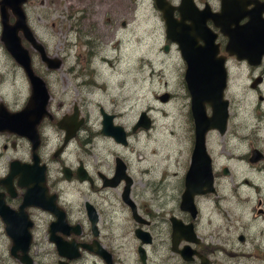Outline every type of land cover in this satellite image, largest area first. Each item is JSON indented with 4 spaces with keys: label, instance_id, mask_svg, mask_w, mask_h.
Returning <instances> with one entry per match:
<instances>
[{
    "label": "flooded vegetation",
    "instance_id": "af4514ba",
    "mask_svg": "<svg viewBox=\"0 0 264 264\" xmlns=\"http://www.w3.org/2000/svg\"><path fill=\"white\" fill-rule=\"evenodd\" d=\"M52 1L58 16L57 25L64 28L66 22L67 25L64 28L66 35L74 34L75 42L84 45L83 51L74 52L73 56H75L74 61H80L81 65V60L84 58L85 67L74 68V65H69L57 73L54 71L55 69L47 68L40 61L38 52L32 49L26 40L24 43L31 50L30 53L26 47L30 55V63L31 56L36 55L46 70L39 74L31 63L33 72L35 75H39L43 81L48 97L45 105L46 114L39 119L35 127L38 144L35 152L39 157V164H43L44 167L43 178L47 196H53L54 206L57 211L62 213L64 223L71 228L60 227L61 230H54L51 233L49 228L55 221L56 210L42 209L33 204L22 207L23 212H18L15 215L14 213L9 215L4 213L7 217L17 219L19 224L24 225L26 221L30 223L28 227L21 225L25 227L29 237L27 250L22 256L18 250L10 252L11 238L5 231L3 218L0 215V264H264V192L261 197L253 198L249 191L252 187L255 191H259L263 182H250L243 178L239 184L221 185L217 182V171H213L212 192L194 194L192 204L181 209L179 201L180 193L184 188L185 170L188 166L186 162L181 172L169 171L167 173V179L170 178L169 175L176 176L171 180H177L178 192L175 206L171 205L170 211L160 214L162 209L159 210L156 206L146 205L148 206L146 207L135 202L132 197L134 180L129 175L128 164L123 154L114 150L107 152L108 155L112 154L111 163L108 164L105 156L100 157L97 161L92 153L96 141L92 136L93 132L87 128L89 123L87 105L92 103L97 107L99 134L103 135L99 130L102 113L111 116L112 124L117 125L114 123L116 117L112 109L103 108L99 101V95L95 94L96 89L105 91V87V94L107 93V84L103 82L100 76L102 72L97 67L107 61L103 53L106 50L104 47L110 32L109 19L106 17L105 10L107 2L106 0H86L85 7L79 0ZM72 1L81 5L75 6ZM167 1L172 6L181 2V0ZM191 1L198 9H202L206 4L211 12L220 11L221 0ZM37 2L43 4L45 0H24L21 5L26 24L35 40H37V36L31 28L29 14L33 11V16L37 19L41 18L35 12ZM258 2H264V0H258ZM49 3L51 4V2ZM245 8L254 9V5L247 4ZM158 14L161 19V13ZM172 15L178 18V11L174 10ZM262 16L264 17V12ZM205 21L210 32L215 34L213 43L218 44L217 55H225L226 37L218 31L212 21ZM161 22L163 23L162 19ZM185 22L188 23V20ZM70 41L67 44H72V40ZM164 44L168 47L162 49L163 52L168 53L169 47L174 46L180 57L176 43L165 38ZM193 45L204 44L201 39H198ZM43 49L45 51L44 46ZM45 52L47 54V51ZM225 56V64L228 59H234ZM66 58L63 54L60 58L57 57L60 65L65 63ZM180 58V80L184 91H186L185 80H183L186 68L182 57ZM247 66L248 77L251 78L252 73L257 74L255 77H258L256 84H249L248 88L255 91L261 90L258 85L264 78V60L262 59L257 66ZM225 67L228 74L227 66L225 65ZM22 76L27 93L23 99L14 94L11 101L0 97V105L6 111H20L27 104L30 86L27 77L23 73ZM59 76L62 77L60 81L65 86L63 89L60 88V94L54 97L52 86L60 85L57 80ZM14 86L16 88L17 85ZM70 89L73 90L71 98L66 96V93H70ZM165 93H167L166 100H168L171 94ZM186 94L189 98L188 91ZM260 98L262 99L261 95L258 96V99ZM62 120L64 121L62 122ZM63 125L68 126L67 131L62 128ZM132 129L131 132L136 130L132 131ZM127 133L125 131L126 143L122 144L124 146L117 142L116 145L125 147L128 141ZM77 138L80 155L74 154L73 149L70 148ZM15 141L26 143L29 153L27 148V152L24 149V152L17 156L18 158L9 157L7 149L13 148ZM48 145H50L49 148ZM192 145L193 138L187 148L189 156ZM45 148L48 150L46 151ZM91 155L93 159L90 164L89 157ZM31 157V144L25 136L16 135L7 130L0 131V199L8 210L13 212H17L21 205L27 180L33 182V179L20 180L18 176L11 175L9 164L14 160L18 163L30 164ZM117 158L124 168L123 174L129 176L126 198L124 199L121 195L124 193L125 177L118 176L114 185L106 183L115 174ZM238 158L246 159L249 165L258 170L264 169V150L254 147L248 154H242ZM223 168L225 167L221 168L220 174L226 176L230 173L227 168V174H224ZM140 172L144 173V170H140ZM169 181L170 179L167 180V182ZM128 198L130 204L127 202ZM149 202L155 205L153 201ZM85 207L91 210L89 217ZM133 214L136 216L133 217ZM171 217L176 226L175 221L189 226L187 238H183L181 233L174 234L175 239L173 238ZM93 218L94 220L90 222V219ZM50 236H59L66 244L72 242L75 247L74 249L69 248L64 255L60 254L57 252L54 242L49 239ZM126 246V255H128L127 257L123 255L124 257L121 258L117 251L124 250Z\"/></svg>",
    "mask_w": 264,
    "mask_h": 264
},
{
    "label": "rangeland",
    "instance_id": "374dc122",
    "mask_svg": "<svg viewBox=\"0 0 264 264\" xmlns=\"http://www.w3.org/2000/svg\"><path fill=\"white\" fill-rule=\"evenodd\" d=\"M79 1L86 7V0ZM106 2L110 32L103 53L107 61L97 67L102 72L100 76L103 82L107 84V93L105 94V87V91L96 89L95 94L99 95L103 108L112 109L116 117L114 123L128 132V141L125 147L118 146L112 138L98 133L97 107L91 103L87 105V128L93 132L92 136L96 141L92 153L97 161L100 157H107L108 164L111 163L112 154L108 155L107 152L116 150L123 154L129 175L134 180L132 197L135 202L144 206H156L159 210L162 209L161 214L170 211L171 205L175 206L178 192L177 180H171L176 176L169 175L170 178L167 179V173L181 172L184 163H189L187 148L193 138L192 119L188 113L189 98L180 80L181 58L174 46L169 47L168 53L162 51L165 42L164 25L152 0ZM72 3L75 6L81 5L76 1ZM35 5V12L41 18L33 16V11L29 17L37 40L43 44L48 56L60 58L63 54L67 57L65 63L54 71L61 72L69 65H74V68L85 67L84 58L81 65L80 61H74L73 56L74 52L83 51L84 45L75 42L74 34L66 35L64 28L67 24L64 20V28L57 25L58 16L54 10V2L45 0V3L37 2ZM70 40L72 44H67ZM23 46L28 48L24 42ZM28 50L31 53L29 48ZM31 63L37 73L46 71L38 56H31ZM225 65L228 82L223 96L229 101L227 125L222 135L215 130L206 133L205 148L211 159V170L218 173L217 182L221 185L239 184L243 178L250 182H263L259 191H255L253 187L249 190L251 197H261L264 192V169L258 170L249 165L246 159L238 156L248 154L254 147L264 150V78L258 85L261 90L255 91L248 88V85L256 84L258 77H255V73H252L251 78L248 77L247 65L235 59H228ZM16 66L0 42V97L9 101L14 94L23 99L27 93L22 71ZM61 78L59 76L57 79L60 85L52 86L54 97L65 86L60 81ZM14 85H17L16 88ZM72 92L70 89L66 96L71 98ZM165 92H169L171 97L162 102L158 96ZM259 95L262 99H258ZM206 109L208 112L207 106ZM141 111H145L150 117V128H138L131 132V127ZM78 143L77 138L70 148L74 154L80 155ZM14 145L7 149L9 157L18 158L24 149L27 152L26 143L15 141ZM89 158L91 164L93 156ZM222 167L228 168L230 173L226 176L220 174ZM140 170H144V173ZM149 201H153L155 205ZM126 253L127 246L124 250L117 251L121 258L123 255L127 257Z\"/></svg>",
    "mask_w": 264,
    "mask_h": 264
},
{
    "label": "water",
    "instance_id": "95a60500",
    "mask_svg": "<svg viewBox=\"0 0 264 264\" xmlns=\"http://www.w3.org/2000/svg\"><path fill=\"white\" fill-rule=\"evenodd\" d=\"M23 1L0 0V42L5 52L27 77L30 86L27 104L20 111L9 112L0 105V131L7 130L16 135L21 134L31 144L30 164L18 163L16 160L9 164L11 175L18 176L20 180L33 179V182L27 180V185L25 184V192L18 211L8 210L0 199V215L3 218L5 231L11 238L10 252L13 253L18 250L22 256L25 255L29 242L25 227L30 226V223L26 221L24 225L19 224L17 219L7 217L10 213H14V215L18 212L21 213L23 212L22 207L33 204L42 209L56 210L55 221L51 223L49 228L51 233L54 230H61L60 227L71 228L64 223L62 213L57 211L54 206L53 196H47L43 178L44 167L43 164H39V157L35 152L38 145L35 127L39 119L46 114L45 105L48 97L43 81L32 70L30 55L26 46H23V41L26 40L31 48L38 52L40 61L47 68L57 69L60 62L56 57L48 56L42 44L34 39L25 21L21 6ZM247 4H253L254 9H246ZM153 5L161 13L165 38L176 43L186 68L183 80H185L186 91L189 94L188 103L193 126V145L183 178L184 188L180 193L179 207L182 209L192 204L194 194H205L213 190V171L211 170V159L205 148V135L208 131L214 130L222 135L226 129L229 101L223 96L227 84V71L224 65L225 55L250 66H257L262 59L264 60V17L262 16L264 2H258V0H221L220 11L217 13L211 12L206 4L202 9H198L191 0H181L176 6H172L167 0H153ZM174 10L178 11V18L173 17ZM10 16L13 18L12 22ZM186 20L188 23L185 22ZM205 20L212 21L218 31L226 37L225 55H217L218 44L213 43L215 34L207 28ZM198 39H201L204 45L194 46L193 44ZM163 46V49L168 47L166 44ZM158 99L162 102L166 101L167 93L161 94ZM137 116L132 131L138 128L143 130L150 128L151 120L145 111H141ZM110 117L102 113L100 132L121 145L125 144V130L122 126L112 124ZM58 126H60L59 123ZM67 127L62 126L66 131ZM67 136L66 138H68ZM115 161L117 164L115 174L106 183L114 185L118 176L125 177L124 193L121 195L124 199L126 198L129 176L123 174L124 168L119 163V159L117 158ZM222 171L227 174L226 168H223ZM34 187L35 190H33ZM127 202L130 204L129 198ZM130 207L132 208V205ZM85 209L89 217L91 210L87 207ZM135 216L133 214V217ZM94 218L90 219V222ZM170 219L173 224V238L175 239L174 234L179 233L182 234L183 238H187L189 226L175 221L176 226L174 219L172 217ZM75 228L77 229V227ZM63 233L66 234L67 232ZM49 239L54 242L57 252L63 255L69 248L74 249L75 247L72 242L66 244L59 236H50ZM20 259L22 260V258Z\"/></svg>",
    "mask_w": 264,
    "mask_h": 264
},
{
    "label": "bare ground",
    "instance_id": "6f19581e",
    "mask_svg": "<svg viewBox=\"0 0 264 264\" xmlns=\"http://www.w3.org/2000/svg\"><path fill=\"white\" fill-rule=\"evenodd\" d=\"M226 87V86H225ZM225 90V89H224ZM228 104H229V102H228Z\"/></svg>",
    "mask_w": 264,
    "mask_h": 264
}]
</instances>
